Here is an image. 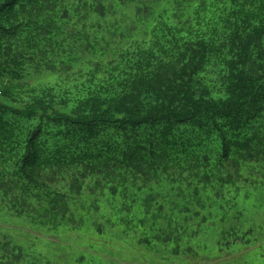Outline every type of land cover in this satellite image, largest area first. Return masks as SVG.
I'll use <instances>...</instances> for the list:
<instances>
[{"label":"trees","instance_id":"16d2710c","mask_svg":"<svg viewBox=\"0 0 264 264\" xmlns=\"http://www.w3.org/2000/svg\"><path fill=\"white\" fill-rule=\"evenodd\" d=\"M0 98V264H51L10 216L165 257L264 243L238 201L264 194V0H0Z\"/></svg>","mask_w":264,"mask_h":264},{"label":"rangeland","instance_id":"374dc122","mask_svg":"<svg viewBox=\"0 0 264 264\" xmlns=\"http://www.w3.org/2000/svg\"><path fill=\"white\" fill-rule=\"evenodd\" d=\"M0 102L11 103L2 98ZM15 107L23 110L25 105L17 103ZM254 177L260 179L264 185L260 174ZM258 193L253 192L250 196L246 195L248 199L245 196L238 199L240 204L246 206V214L254 216L256 220L264 216V194ZM258 195H260L259 201H257ZM253 208L259 213H256ZM226 210L228 213L226 222H228L237 211L232 208ZM10 217V219H5L4 225L8 230H13L11 236L14 241L22 244L24 248H28L31 246L30 243L34 242V249H32L46 257L51 264H264V243L245 246L242 241H238L237 246L221 249L210 243L207 247H201L197 256L165 257L163 254H155L151 249H137L135 240L131 237L127 239L123 235L122 224H118L111 230L107 227L105 236L97 238L79 233L55 235L42 229H35V226L25 216ZM88 242L95 245H90Z\"/></svg>","mask_w":264,"mask_h":264}]
</instances>
